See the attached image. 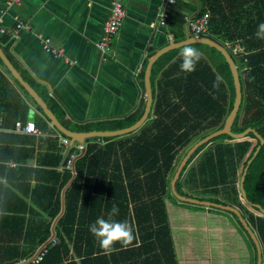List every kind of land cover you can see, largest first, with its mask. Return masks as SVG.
<instances>
[{
	"label": "crops",
	"instance_id": "1",
	"mask_svg": "<svg viewBox=\"0 0 264 264\" xmlns=\"http://www.w3.org/2000/svg\"><path fill=\"white\" fill-rule=\"evenodd\" d=\"M164 1L124 0L125 18L110 39L109 51L103 53L97 44L103 37L111 0H21L19 4L0 0V29L11 32L17 24L30 27V31H20L17 40L0 36V48L22 77L44 97L64 127L77 133L121 130L126 127H120V124L134 118L144 100L140 74L145 63L170 43L193 37L181 21L185 16L198 17L200 2L177 1L171 8L166 26L161 27L158 15ZM40 38L50 40L53 49L62 51L64 57L56 59L46 53ZM205 50L199 48L202 57L212 61L207 55L210 52ZM10 85L9 90L2 91L0 102V264H19L51 237H56L58 242L65 240L68 246L63 264H160L163 260L153 259L155 247H151L144 232L137 231L130 204L125 220L134 229L133 246L125 249L117 244L115 251L104 254L98 241L89 234L97 242L92 247L91 262L83 263L88 259L84 250H75L73 240L67 239L58 229L65 210V194L76 178L64 169L70 151L84 146L83 157L74 163L77 170L78 161L85 158V167L81 168L82 187L88 188L84 186V180L94 179L95 186L106 191L113 179L115 183L116 177H121L122 184L127 187L132 182L126 179V170L138 173L139 179L143 175L140 168L130 165V148L139 133L88 138L84 143L72 141L52 127L36 105L11 81ZM17 122L34 123L40 134L15 131ZM64 139L72 145L70 151L63 144ZM194 160L187 171L197 164ZM118 185H114L115 189ZM182 189L187 191V186ZM102 199L100 213L91 217V224L98 217L109 218L103 193ZM57 200L59 211L56 214ZM166 203L176 264H242L245 250L233 234L214 229L210 223L207 230H201L200 217L192 223L197 227L187 230L186 223L190 222L177 216L179 205H172L168 200ZM85 208L84 204L81 219L83 224H89ZM145 217L140 218L141 223ZM121 218L120 213L112 217L122 222ZM49 259L54 260L52 256Z\"/></svg>",
	"mask_w": 264,
	"mask_h": 264
},
{
	"label": "trees",
	"instance_id": "2",
	"mask_svg": "<svg viewBox=\"0 0 264 264\" xmlns=\"http://www.w3.org/2000/svg\"><path fill=\"white\" fill-rule=\"evenodd\" d=\"M198 1L201 4L198 17L206 12L210 14L206 37L222 45L238 43L244 47L246 53L242 58L232 56L240 72L242 102L231 131L240 134L252 129L264 139V40L256 36L257 26L264 22V0ZM181 23L184 24V21L182 20ZM188 46L198 50L199 48L210 50L220 58L221 64L217 65L201 57L196 71L185 73L180 69L182 58L179 56L184 47L170 51L159 58L151 75V82L156 86V90L153 88L154 100L151 106L153 108L148 120L137 130L139 135L136 143L130 148V159H132L130 165L141 169L142 179H139L138 173L132 174L126 170V179L132 182V185L125 187L121 177H116L115 183L113 179L106 191L103 187L99 190L98 186H95L97 183L94 179L84 180V186H88L86 189L82 187L83 170H81L85 167V158L76 165V178L74 177L65 194V210L58 229L67 239L73 240L75 250L79 248L84 250L88 259L82 261L83 263L92 261L90 258L94 252L92 247L94 243L97 244L96 240L89 236L91 234L89 226L91 217L100 213L98 210L103 202V193L105 210L110 213L113 204L117 205L123 217L122 221H125V217L129 215L128 204L132 206L137 231L144 232L151 247H155L154 254H156L153 259L163 260L160 264H176L177 261L167 200L172 205H179L180 212L177 216L190 222L186 223L187 230L195 226L192 223L196 217H200L201 230H207L209 223L210 227L219 231L227 230L226 233L233 234L245 250L246 256L242 264H256L254 245L233 214L181 203L171 191L170 183L181 161L179 159L181 150L186 149L187 152L201 139L222 130L232 111L235 98L234 83L228 65L220 53L205 45ZM0 69L3 71L2 73L0 70V102L3 98L2 91L10 89L11 81L35 104L27 92L11 77L1 61ZM217 75L223 77L218 89L213 87ZM140 78L143 79V72ZM141 85L143 86V83ZM143 106L144 100L141 102L138 114L122 122L120 127H128L135 123L142 114ZM36 107L43 114L37 105ZM182 108L184 111L180 112ZM249 139L255 140L252 135H249ZM225 141L231 142V139L216 138L198 150L182 172L177 182V190L181 195L202 201L237 206L264 247V217L256 216L247 210L241 203L238 189L234 186L237 176L236 162H241L248 154L243 163V170L259 143L256 142L255 147L252 148V144L248 142L227 144ZM201 153L203 155L197 164L187 171L189 165ZM198 178L201 180L200 185L204 186L203 193L187 192L182 189L183 186H194L193 182ZM114 185H118V188L115 189ZM243 186L247 200L264 208V146L248 166ZM79 203L82 206L79 207ZM84 204L86 205L84 213L87 221L89 219V224L82 223ZM58 211L57 200L55 213L57 214ZM142 216H146L143 223L140 221ZM74 234H76L75 238L71 239ZM59 237L61 238L60 234ZM58 243L49 247L50 250L43 260L37 264H63L68 246L63 239ZM101 251L95 250L98 254H101ZM51 256L54 258L52 262L49 259Z\"/></svg>",
	"mask_w": 264,
	"mask_h": 264
},
{
	"label": "water",
	"instance_id": "3",
	"mask_svg": "<svg viewBox=\"0 0 264 264\" xmlns=\"http://www.w3.org/2000/svg\"><path fill=\"white\" fill-rule=\"evenodd\" d=\"M193 44H200L205 45L209 48H212L216 50L225 60L226 64L228 65L232 81L234 83L235 88V98L233 103V108L228 116V118L225 121L224 127L222 130H219L211 135L206 136L205 138L201 139L197 143H195L186 153V155L183 157L175 175L171 182V190L174 197L179 200L181 203L189 204L193 206H199L203 207L205 209H215L222 212H227L230 214H233L236 218L240 226L242 227L243 231L248 236L249 240H251L252 244L254 245L255 253H256V264H264V247L263 244H261L260 240L258 239V236L256 235V232L252 228V226L249 224L246 218L243 217L242 211L234 205L229 204H218L211 201H202L197 198L189 197L181 195L177 190V182L181 178V174L184 171V169L188 166L189 160L198 152V150L203 147L204 145H208L216 138H223L228 137L231 139V144H239V143H253L249 139V135H252L256 142L259 143V146L256 148L255 152L253 153L252 157L247 161L246 166L242 170V174L240 177V182L238 186L239 191V197L241 201H244L245 207L249 208L251 210H254L257 212V216L264 217V208L253 204L252 202L247 200L246 197V191L244 189V180L245 176L248 170V166L251 164V162L254 160V158L257 156V154L260 152L261 147L264 146V139L261 137L255 130L247 129L244 132L240 134H234L232 133L231 129L233 126V123L237 117V114L239 112L241 102H242V90H241V83L239 78V70L238 65L234 61L232 55L228 52L227 48L213 40H211L208 37H188L187 39L181 41V42H172L168 46L162 48L160 51H158L155 55L151 56L148 60L144 71H143V87H144V108L143 112L140 116V118L133 123L132 125L123 128L121 130H117L114 132H108V131H92L87 133H77L74 131H71L63 126L62 122L59 120V118L55 115V113L50 108L48 102L44 99L43 96H41L36 89L27 82L22 75L18 72V70L13 66V64L10 62L8 57L4 54L2 49L0 48V61L2 62L3 66L6 68V70L10 73L11 77L20 85L21 88H23L27 94L32 98V100L35 102V104L43 111L44 116L50 121L51 126L54 127L61 135L65 136L68 139L78 141L80 143H84V141L88 138H105V137H112V136H121L126 135L132 132L137 131L140 129L144 123L148 120V114L151 111V106H153V82H151V75H153V69L157 61L161 56L164 54L177 50L180 48H183L188 45ZM243 203V204H244Z\"/></svg>",
	"mask_w": 264,
	"mask_h": 264
},
{
	"label": "built area",
	"instance_id": "4",
	"mask_svg": "<svg viewBox=\"0 0 264 264\" xmlns=\"http://www.w3.org/2000/svg\"><path fill=\"white\" fill-rule=\"evenodd\" d=\"M179 0H165L164 3L161 5L158 15V23L161 27H165L167 24V21L170 16L171 8L176 4V2ZM21 0H12L11 4H19ZM124 0H111V6H110V14L107 18L106 22L104 23L103 27V37L100 40V42L97 44L98 48L103 52L106 53L109 51V45H110V39L112 35L116 34L121 27L123 20L125 18V9H124ZM184 24L186 31L195 36V37H206V34L208 33V27H209V20H210V14L208 12L204 13L200 17H189L185 16L184 18ZM20 31H30V27L23 25V24H17L13 31L7 32L3 29H0V36L9 37L12 40L18 39V33ZM43 41L44 50L46 53L51 54L56 59H59L60 57H64V53L62 51H58L53 49L51 46V41L46 39H41ZM225 47L227 48L228 52L232 56L237 57H244L246 55L244 51V47L240 46L239 44H226ZM15 131L25 133V134H33V135H39V130L35 127L34 123L32 122H26L25 124H22L20 122H17L15 124ZM63 144L66 146V149L70 151L72 149V145L68 143L66 139L63 140ZM77 151H73L69 153V157L66 161V164L64 166V169L67 170L73 177L76 176V170L74 168L75 161L82 157L84 153V146L80 145L76 147ZM240 198V197H239ZM58 243L56 237H51L47 243L40 245L38 247L37 251L28 259L22 260L19 262V264H37L41 260H43L44 256L48 252V248L50 246H54Z\"/></svg>",
	"mask_w": 264,
	"mask_h": 264
},
{
	"label": "clouds",
	"instance_id": "5",
	"mask_svg": "<svg viewBox=\"0 0 264 264\" xmlns=\"http://www.w3.org/2000/svg\"><path fill=\"white\" fill-rule=\"evenodd\" d=\"M256 36L258 39L264 40V22L257 26ZM182 62L180 64L181 71L192 73L196 71L197 64L201 60L202 53L192 47L185 46L181 53ZM223 77L216 76L213 87L218 89ZM119 208L113 204L109 218L98 217L94 223L89 226V232L98 241L99 247L104 254H110L115 251V245L119 244L122 248L133 246L136 236L133 226L128 221H116L112 217L118 215Z\"/></svg>",
	"mask_w": 264,
	"mask_h": 264
},
{
	"label": "rangeland",
	"instance_id": "6",
	"mask_svg": "<svg viewBox=\"0 0 264 264\" xmlns=\"http://www.w3.org/2000/svg\"><path fill=\"white\" fill-rule=\"evenodd\" d=\"M203 49H205V48H203ZM205 51H208V53L209 54H207L208 55V58H210L212 61L211 62H213V63H215V64H221V60H220V58H218L217 56H216V54L215 53H213V52H211L210 50H205ZM154 88H155V86H154ZM253 143H252V148L253 147H255V145H256V141L255 140H251ZM230 144H231V142H230ZM210 147V146H209ZM186 149H184V150H181V152H180V155H179V159H183V157H184V155H186ZM203 155V153H201V154H199L196 158H195V160H194V163H195V161H196V163H197V161L200 159V157ZM247 156H248V154L244 157V159L241 161V162H239V163H237L236 162V164H237V176H236V180H235V183H234V186H235V188H237L238 189V186H239V182H240V177H241V172H242V167H243V163L245 162V160H246V158H247ZM193 184H194V186H187V192H191V191H193V193H203L202 191H203V189H204V186L203 185H200L201 184V180L198 178L197 180H196V182H195V180H194V182H193ZM241 203L243 204L244 203V201H241ZM244 206H245V203L243 204ZM247 210H249L251 213H253V214H255L256 216L258 215L257 214V212L256 211H254V210H251V209H249V208H247Z\"/></svg>",
	"mask_w": 264,
	"mask_h": 264
},
{
	"label": "flooded vegetation",
	"instance_id": "7",
	"mask_svg": "<svg viewBox=\"0 0 264 264\" xmlns=\"http://www.w3.org/2000/svg\"><path fill=\"white\" fill-rule=\"evenodd\" d=\"M184 111V108L180 109V112ZM227 144H229V141H225Z\"/></svg>",
	"mask_w": 264,
	"mask_h": 264
}]
</instances>
